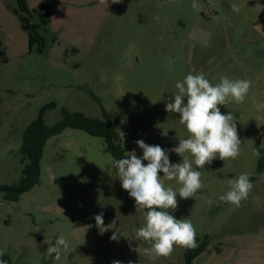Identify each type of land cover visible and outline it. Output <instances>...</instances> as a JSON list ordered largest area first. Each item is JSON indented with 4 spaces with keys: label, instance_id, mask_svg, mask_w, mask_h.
<instances>
[{
    "label": "rangeland",
    "instance_id": "obj_1",
    "mask_svg": "<svg viewBox=\"0 0 264 264\" xmlns=\"http://www.w3.org/2000/svg\"><path fill=\"white\" fill-rule=\"evenodd\" d=\"M27 0L32 22L41 25L43 53L30 51L22 29L18 0H0V187L15 190L31 161L22 154L25 130L40 115L54 126L62 111L103 118L126 133V158L143 140L164 149L187 138L179 114L165 111L174 102L177 80L203 72L213 84L221 75L248 79L242 104L219 106L237 117L241 139L236 159L213 160L202 172L195 198L177 196V219H190L196 238L208 237L206 250L190 264H264V0ZM236 4L239 12L231 5ZM50 23H42L41 12ZM186 103V100H185ZM168 135L162 136V131ZM171 163L182 158L169 153ZM115 159L104 138L67 128L46 143L39 183L17 193L0 191V259L7 264H187L186 248L155 262L143 255L149 245L129 240L143 225V215L121 186ZM146 164L147 162L144 161ZM195 167V166H194ZM250 174L254 185L239 208L221 202L228 179ZM161 175H163L161 173ZM258 175L256 178L255 176ZM178 189L175 181H166ZM209 200L212 203H209ZM114 219L121 234H99L94 216ZM118 217V218H117ZM69 241L60 260L47 248L58 235ZM131 248H138L133 251Z\"/></svg>",
    "mask_w": 264,
    "mask_h": 264
},
{
    "label": "clouds",
    "instance_id": "obj_2",
    "mask_svg": "<svg viewBox=\"0 0 264 264\" xmlns=\"http://www.w3.org/2000/svg\"><path fill=\"white\" fill-rule=\"evenodd\" d=\"M101 2L108 4V0ZM122 2L123 0H111L113 4ZM201 7L193 0V9L199 11ZM231 7L234 12H239L236 4ZM251 85V80L231 79L225 75H221L219 82L213 84L203 72L188 73L183 80L175 83L178 91L169 98L174 97V102L165 105L166 112L179 114V122L188 133L187 138L179 139L178 146L170 149L136 140L135 143L142 149V156H137L133 151L127 155L128 158L114 162L122 188L134 199L137 211L143 215V225L133 237L127 238L130 241L134 239L146 242L149 246L143 249V255L150 261L168 258L176 247L194 249L198 246L196 228L192 221L177 219L174 215L178 208L177 196L184 200L195 198L204 188L202 172L198 169H204L216 158L225 161L236 159L240 155L241 139L237 132V117L233 112L223 114L219 106L232 102L242 104ZM254 107L257 112H262L264 102L254 101ZM117 132L119 140L124 144L126 133L119 128ZM161 134L166 137L168 131L163 130ZM169 153L177 154L182 160L171 163ZM255 155L260 156L258 149L255 150ZM166 181H175L179 188L166 184ZM227 184L229 190L220 195L219 200L237 208L242 201L248 199L254 187L248 173L228 179ZM209 203L212 201L209 200ZM103 216V212L94 216L99 234L103 235L111 229L113 233L110 240L118 242L121 234L116 220L105 226ZM68 249V239L60 234L55 244L48 246L47 253L49 256L54 254V259L58 261ZM130 249L138 252V248H131V244ZM3 255L0 253V257ZM0 264L7 262L0 259ZM112 264L122 262L113 260ZM128 264L133 262L128 261Z\"/></svg>",
    "mask_w": 264,
    "mask_h": 264
},
{
    "label": "trees",
    "instance_id": "obj_3",
    "mask_svg": "<svg viewBox=\"0 0 264 264\" xmlns=\"http://www.w3.org/2000/svg\"><path fill=\"white\" fill-rule=\"evenodd\" d=\"M20 10L16 12L19 15L22 29L28 35V45L30 51H33L36 46L39 53L44 52L45 42L44 37L39 33L41 28L40 24L32 22V15L29 10L27 0H18ZM42 23L48 25L50 23V17L48 12H41ZM0 55L7 62L6 51L2 49V42L0 41ZM51 105L42 108L39 117L32 122L29 127L25 130L22 138L21 152L30 161L31 164L26 166L23 172L21 187L25 188V191L32 189L34 185L39 183V164L43 156L44 148L46 143L52 137L60 134L65 129L82 130L87 134L104 138L108 143V148L112 153L115 161L118 159L126 158L125 154L128 148L123 146V143L119 140L118 132L115 129L112 119L104 110L103 118H91L83 113L70 112L67 109L62 111V119L58 121L54 126L47 127L44 124V113ZM262 154L260 158L258 171H263L264 167V151L259 150ZM261 173V172H260ZM258 175L255 176V178ZM18 188V187H16ZM198 246L193 250L192 260L201 255L208 246V237L205 236L203 239L196 238ZM187 250V249H186ZM187 258L189 252H186Z\"/></svg>",
    "mask_w": 264,
    "mask_h": 264
},
{
    "label": "water",
    "instance_id": "obj_4",
    "mask_svg": "<svg viewBox=\"0 0 264 264\" xmlns=\"http://www.w3.org/2000/svg\"><path fill=\"white\" fill-rule=\"evenodd\" d=\"M0 191H15V190L9 189V188H6V187H0ZM187 250L189 252V257H188V263L187 264H190L191 261H192L193 250L192 249H187Z\"/></svg>",
    "mask_w": 264,
    "mask_h": 264
},
{
    "label": "flooded vegetation",
    "instance_id": "obj_5",
    "mask_svg": "<svg viewBox=\"0 0 264 264\" xmlns=\"http://www.w3.org/2000/svg\"><path fill=\"white\" fill-rule=\"evenodd\" d=\"M22 182V181H21ZM21 184V183H20ZM35 186V185H34ZM30 190V189H29ZM23 191H25V188H23V187H21V186H19L18 188H15V192H17V193H20V192H23Z\"/></svg>",
    "mask_w": 264,
    "mask_h": 264
}]
</instances>
